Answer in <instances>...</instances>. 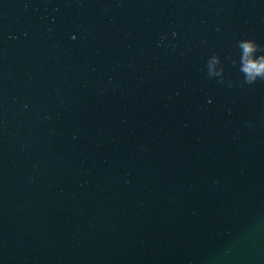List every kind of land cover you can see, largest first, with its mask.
<instances>
[{
	"label": "water",
	"instance_id": "1",
	"mask_svg": "<svg viewBox=\"0 0 264 264\" xmlns=\"http://www.w3.org/2000/svg\"><path fill=\"white\" fill-rule=\"evenodd\" d=\"M245 38L264 0H0V264H264Z\"/></svg>",
	"mask_w": 264,
	"mask_h": 264
},
{
	"label": "clouds",
	"instance_id": "2",
	"mask_svg": "<svg viewBox=\"0 0 264 264\" xmlns=\"http://www.w3.org/2000/svg\"><path fill=\"white\" fill-rule=\"evenodd\" d=\"M238 47L241 50L239 71L243 74L244 81L251 84L258 78L264 80V46L259 45L253 39L245 38L238 41ZM258 52L259 55H255ZM216 63H219V57L214 54L212 59L207 61V74L209 76L221 75L222 69L217 70L215 68ZM235 63L234 60L233 64Z\"/></svg>",
	"mask_w": 264,
	"mask_h": 264
}]
</instances>
